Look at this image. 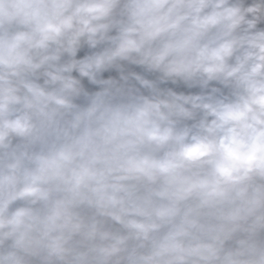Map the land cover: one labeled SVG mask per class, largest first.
<instances>
[{"label":"clouds","instance_id":"obj_1","mask_svg":"<svg viewBox=\"0 0 264 264\" xmlns=\"http://www.w3.org/2000/svg\"><path fill=\"white\" fill-rule=\"evenodd\" d=\"M0 264H264V0H0Z\"/></svg>","mask_w":264,"mask_h":264}]
</instances>
